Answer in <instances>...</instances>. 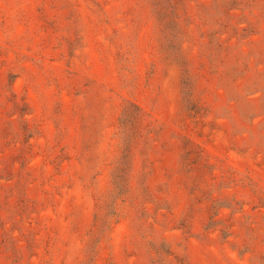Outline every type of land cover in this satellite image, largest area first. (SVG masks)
<instances>
[{
    "label": "rangeland",
    "instance_id": "obj_1",
    "mask_svg": "<svg viewBox=\"0 0 264 264\" xmlns=\"http://www.w3.org/2000/svg\"><path fill=\"white\" fill-rule=\"evenodd\" d=\"M0 264H264V0H0Z\"/></svg>",
    "mask_w": 264,
    "mask_h": 264
},
{
    "label": "trees",
    "instance_id": "obj_2",
    "mask_svg": "<svg viewBox=\"0 0 264 264\" xmlns=\"http://www.w3.org/2000/svg\"><path fill=\"white\" fill-rule=\"evenodd\" d=\"M128 113V110H126V115ZM125 114V112H124ZM138 119V112L137 111H133V116H132V122H134L135 120ZM122 126H125V121L121 122ZM133 126L134 124L130 123V126H128L126 129L127 131L130 132V134H125L124 135V139H122V157H124L127 153V151L133 147V143H134V139L136 137V131H133ZM126 138V139H125ZM190 149L185 150L186 155H188L189 153H193L191 150V145L189 144ZM190 161V160H189ZM116 184H118V186H121L122 184V177L121 176H116Z\"/></svg>",
    "mask_w": 264,
    "mask_h": 264
}]
</instances>
